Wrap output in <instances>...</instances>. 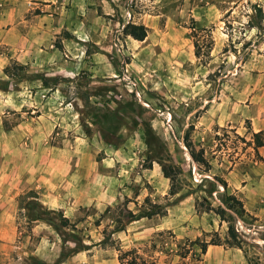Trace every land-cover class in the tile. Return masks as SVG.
Returning <instances> with one entry per match:
<instances>
[{"label": "rangeland", "instance_id": "rangeland-1", "mask_svg": "<svg viewBox=\"0 0 264 264\" xmlns=\"http://www.w3.org/2000/svg\"><path fill=\"white\" fill-rule=\"evenodd\" d=\"M260 131L264 0H0V264H264Z\"/></svg>", "mask_w": 264, "mask_h": 264}, {"label": "trees", "instance_id": "trees-1", "mask_svg": "<svg viewBox=\"0 0 264 264\" xmlns=\"http://www.w3.org/2000/svg\"><path fill=\"white\" fill-rule=\"evenodd\" d=\"M125 32L127 35H130L134 39L139 40V41H143L148 35V28L144 24H138L137 25V24L129 23L126 26ZM253 137H254L256 148L264 146V139L262 137L261 131L253 133ZM165 173L168 177H171L172 179L174 178L167 171H165ZM226 186L227 185H225V187ZM227 203H228V206L230 208H235V209H237V207H235L234 204L235 203L238 204L241 211L244 212L243 203L240 200H238L235 196H229ZM218 213L221 214V217L224 220L225 219V217H224L225 209L220 206V208L218 209ZM153 214L154 213H152V211H149V212L147 211V212H143V213H139V214L130 213V218L128 219L127 223H130V222L137 220L139 218L151 217ZM62 220L64 221V225H65L66 224L65 223L66 222L65 217H62ZM123 226H124V224H123ZM228 232H229V241H228L229 246L242 248L245 241L241 238V236L238 234L237 230L235 229V227L233 225H229ZM221 244H222L221 238L218 235H216V236L212 237V239L210 241L201 243L202 252H206L207 247L209 245H221ZM120 259L122 260V258H120ZM120 264H125V263L123 261H121ZM135 264H136V261H135ZM141 264H146V262L142 261Z\"/></svg>", "mask_w": 264, "mask_h": 264}]
</instances>
